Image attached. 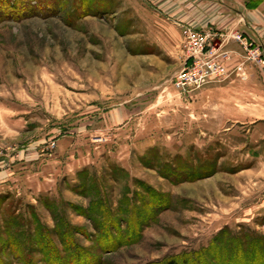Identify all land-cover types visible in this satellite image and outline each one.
Instances as JSON below:
<instances>
[{
    "label": "rangeland",
    "instance_id": "1",
    "mask_svg": "<svg viewBox=\"0 0 264 264\" xmlns=\"http://www.w3.org/2000/svg\"><path fill=\"white\" fill-rule=\"evenodd\" d=\"M261 2L0 0V264H264V93L172 85Z\"/></svg>",
    "mask_w": 264,
    "mask_h": 264
},
{
    "label": "built area",
    "instance_id": "2",
    "mask_svg": "<svg viewBox=\"0 0 264 264\" xmlns=\"http://www.w3.org/2000/svg\"><path fill=\"white\" fill-rule=\"evenodd\" d=\"M183 60L180 68L172 76V85L178 92H187L204 83L213 82L226 71V61L238 53L226 48L229 42L237 43L241 48L240 58L234 68L242 71L246 64L263 62L264 48L251 40L241 31L217 30L212 27L192 28L181 26Z\"/></svg>",
    "mask_w": 264,
    "mask_h": 264
},
{
    "label": "crops",
    "instance_id": "3",
    "mask_svg": "<svg viewBox=\"0 0 264 264\" xmlns=\"http://www.w3.org/2000/svg\"><path fill=\"white\" fill-rule=\"evenodd\" d=\"M250 7H252V8H250V9H248L247 11L250 13V12H254L255 10L257 11V10H259V11H263L264 10V0H262V2L261 3H259V5L257 6V4H256V7H253V6H250ZM242 12V11H241ZM241 12L239 11V21L241 20V19H243V15H241ZM246 13V12H245ZM243 22V21H242ZM244 24H245V22H243ZM242 23V24H243ZM246 25V24H245ZM210 25H204V26H196V28H204V27H209ZM229 25L227 24V27H228ZM210 27H212V28H214L213 26H210ZM215 29V28H214ZM219 30V29H218ZM251 36H254V37H256L257 38V36L258 37H260V39H262V40H260V41H263V44H264V29L263 30H260L259 32H258V30H257V33H255V32H252V31H250V33H249ZM226 48H228V49H231V50H234V51H236V52H241V48H240V46L237 44V43H235V42H229L227 45H226ZM232 62H233V59H232ZM257 67V68H256ZM258 69V70H257ZM246 70L249 72V73H251L250 74V77L244 82V84H241V83H238L236 86L239 88V87H243V88H246V83H247V81H248V85L249 86H253L252 88H253V91H254V95H255V97L257 96V94L259 93H264V87L262 88V85H264V63H263V65H257V66H255V65H247V67H246ZM255 70H257V72L259 73V71H260V75H257L256 74V71ZM261 72H262V74H261ZM229 84V83H228ZM227 86H230V84L229 85H227ZM227 86L225 87V89L227 88ZM243 88H240V89H243ZM228 90V89H227ZM241 92H244V91H241Z\"/></svg>",
    "mask_w": 264,
    "mask_h": 264
},
{
    "label": "trees",
    "instance_id": "4",
    "mask_svg": "<svg viewBox=\"0 0 264 264\" xmlns=\"http://www.w3.org/2000/svg\"><path fill=\"white\" fill-rule=\"evenodd\" d=\"M9 227H7V229H8ZM9 235H13L11 232H9ZM139 237V235H137L135 238H138ZM134 238V239H135ZM118 243V242H117ZM12 244V243H11ZM59 259V258H58ZM60 260V259H59ZM60 264H62V263H60ZM166 264H177V261L175 260V258H169L168 259V261L166 262ZM182 264H186V263H184V262H182Z\"/></svg>",
    "mask_w": 264,
    "mask_h": 264
}]
</instances>
